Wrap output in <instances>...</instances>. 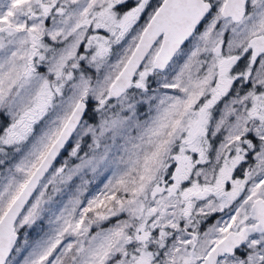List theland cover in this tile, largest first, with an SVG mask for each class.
Listing matches in <instances>:
<instances>
[{
    "label": "snow or ice",
    "instance_id": "6c2138e0",
    "mask_svg": "<svg viewBox=\"0 0 264 264\" xmlns=\"http://www.w3.org/2000/svg\"><path fill=\"white\" fill-rule=\"evenodd\" d=\"M0 264H264V0H0Z\"/></svg>",
    "mask_w": 264,
    "mask_h": 264
}]
</instances>
